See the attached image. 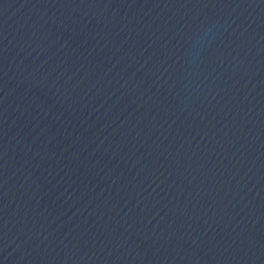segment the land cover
<instances>
[{
	"label": "water",
	"instance_id": "water-1",
	"mask_svg": "<svg viewBox=\"0 0 264 264\" xmlns=\"http://www.w3.org/2000/svg\"><path fill=\"white\" fill-rule=\"evenodd\" d=\"M46 264H264V0H24Z\"/></svg>",
	"mask_w": 264,
	"mask_h": 264
}]
</instances>
